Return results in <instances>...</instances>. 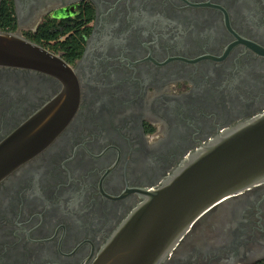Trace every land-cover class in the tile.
<instances>
[{"label": "flooded vegetation", "instance_id": "af4514ba", "mask_svg": "<svg viewBox=\"0 0 264 264\" xmlns=\"http://www.w3.org/2000/svg\"><path fill=\"white\" fill-rule=\"evenodd\" d=\"M0 31L64 61L78 93L0 180V264H91L140 189L264 109V0H0ZM62 88L0 65V142ZM161 264H264V182L201 216Z\"/></svg>", "mask_w": 264, "mask_h": 264}, {"label": "water", "instance_id": "95a60500", "mask_svg": "<svg viewBox=\"0 0 264 264\" xmlns=\"http://www.w3.org/2000/svg\"><path fill=\"white\" fill-rule=\"evenodd\" d=\"M0 65L58 78L62 91L0 142V180L45 145L78 104L68 66L42 47L0 31ZM264 182V109L184 156L103 244L91 264H161L195 222L225 199Z\"/></svg>", "mask_w": 264, "mask_h": 264}]
</instances>
